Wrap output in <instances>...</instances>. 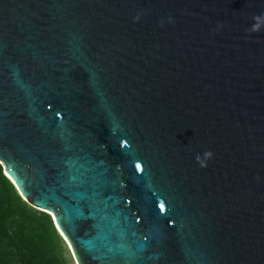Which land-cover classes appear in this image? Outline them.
<instances>
[{"label":"water","instance_id":"95a60500","mask_svg":"<svg viewBox=\"0 0 264 264\" xmlns=\"http://www.w3.org/2000/svg\"><path fill=\"white\" fill-rule=\"evenodd\" d=\"M0 164L75 264H264V0H0Z\"/></svg>","mask_w":264,"mask_h":264},{"label":"trees","instance_id":"16d2710c","mask_svg":"<svg viewBox=\"0 0 264 264\" xmlns=\"http://www.w3.org/2000/svg\"><path fill=\"white\" fill-rule=\"evenodd\" d=\"M46 212L19 194L0 164V264H75Z\"/></svg>","mask_w":264,"mask_h":264},{"label":"clouds","instance_id":"9594fccd","mask_svg":"<svg viewBox=\"0 0 264 264\" xmlns=\"http://www.w3.org/2000/svg\"><path fill=\"white\" fill-rule=\"evenodd\" d=\"M254 19H260L259 17H256ZM249 32H256V31H259V26L258 25H253L249 30ZM204 155L207 157V158H211L213 156V153L211 151H208L206 153H204ZM197 161L201 163V166H206V164H204L201 160H200V156L197 155Z\"/></svg>","mask_w":264,"mask_h":264},{"label":"snow or ice","instance_id":"6c2138e0","mask_svg":"<svg viewBox=\"0 0 264 264\" xmlns=\"http://www.w3.org/2000/svg\"><path fill=\"white\" fill-rule=\"evenodd\" d=\"M137 167H139V165H137ZM163 206H161V208H162Z\"/></svg>","mask_w":264,"mask_h":264},{"label":"rangeland","instance_id":"374dc122","mask_svg":"<svg viewBox=\"0 0 264 264\" xmlns=\"http://www.w3.org/2000/svg\"><path fill=\"white\" fill-rule=\"evenodd\" d=\"M74 260V259H73ZM73 263H75V262H73Z\"/></svg>","mask_w":264,"mask_h":264}]
</instances>
